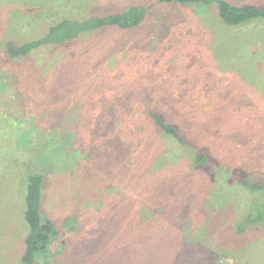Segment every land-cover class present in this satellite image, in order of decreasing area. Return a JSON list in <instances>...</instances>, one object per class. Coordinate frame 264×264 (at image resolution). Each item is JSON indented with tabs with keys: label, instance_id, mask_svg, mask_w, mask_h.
Listing matches in <instances>:
<instances>
[{
	"label": "rangeland",
	"instance_id": "rangeland-1",
	"mask_svg": "<svg viewBox=\"0 0 264 264\" xmlns=\"http://www.w3.org/2000/svg\"><path fill=\"white\" fill-rule=\"evenodd\" d=\"M76 1L64 12L60 0L10 6L12 23L24 27L16 37L34 40L56 19L131 5L145 7L147 18L136 29L100 31L41 50L33 63H21L26 67L0 71L9 84L0 89V264H22L28 231L22 170L8 148L14 142L25 154L54 138L64 147L45 170L43 213L57 235L39 264H176L179 248L161 247L162 231L150 229L145 217L163 227L184 204L178 216L186 234L198 229L218 262L264 264V229L237 235L224 226L239 209L236 194L205 174L189 180V153L145 126L146 108L163 111L220 159L264 174V23L229 27L212 6ZM231 1L264 6V0ZM49 6L58 15L42 19Z\"/></svg>",
	"mask_w": 264,
	"mask_h": 264
},
{
	"label": "trees",
	"instance_id": "trees-1",
	"mask_svg": "<svg viewBox=\"0 0 264 264\" xmlns=\"http://www.w3.org/2000/svg\"><path fill=\"white\" fill-rule=\"evenodd\" d=\"M76 0H60L58 11L64 12L66 7H70V2L77 4ZM84 4L90 0H79ZM164 4L177 3L186 7H214L217 17L223 24L229 27H243L251 22L264 23V6L257 5H237L231 0H159ZM15 5L21 8L28 5V0H0V59L6 60L4 65H0V71L8 69L5 66L19 68L25 65L21 63H33L32 57L39 51L52 47H66L76 40L88 38L90 35L108 29L120 31H130L140 27L147 18V9L140 5H131L123 10L113 13L92 15L86 18H67L55 20L48 25L44 36L29 41H20L15 34L24 33V27L12 23L9 18L8 9ZM32 5V4H31ZM50 7V12L41 18H55L58 13L54 7ZM82 7V6H80ZM18 9L13 16L17 17ZM49 20V19H48ZM14 21V19H13ZM12 23V25H10ZM9 30H12L9 32ZM18 39V40H17ZM31 59V60H30ZM26 67V66H25ZM21 73H29L27 69L19 70ZM9 72V71H8ZM0 89L5 88L8 73L1 72ZM22 77V76H21ZM23 78V77H22ZM5 79V82L4 80ZM28 79V78H27ZM146 119L154 131L166 142H173L179 149L188 152V164L190 179H202L205 174L210 183L221 188H226L236 194L239 199V209L234 212L229 219L225 220L227 231L237 235H246L258 229H264V174L251 171L246 167L232 164V159L219 158L215 151H210L202 147L199 141L192 137L179 126L170 122L163 111L146 108ZM145 126L141 125L139 135L145 136ZM138 132V130H137ZM193 140V141H192ZM63 142L57 139H48L41 147L33 148L30 152L22 153L17 150L12 142L8 148L11 152V162L22 170L23 186L25 191V212L24 219L28 227L24 240V250L21 257L22 264H39L40 258L46 254L51 245V238L57 235L56 225L52 217L44 214L45 182L49 170V161L57 153L63 152ZM170 153L174 151L170 150ZM187 153V154H188ZM39 164L44 170H34V166ZM219 177L217 174H223ZM247 196L251 198L247 199ZM185 205V204H184ZM178 211H172V217L162 227L152 219V216L145 222L151 229L155 225L162 231V238L159 243L167 251L179 248L178 261L176 264H224L218 262L219 257L215 251L207 246L201 235L194 232V235L186 234L185 221L182 216L183 207ZM224 219V218H223ZM73 223V220H69ZM197 227V226H196ZM201 227V226H198ZM65 228V226H64ZM193 228V227H192ZM224 253H226L224 251ZM225 264H229L225 262Z\"/></svg>",
	"mask_w": 264,
	"mask_h": 264
}]
</instances>
